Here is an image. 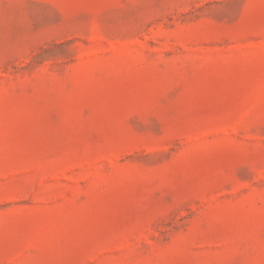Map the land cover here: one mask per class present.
I'll use <instances>...</instances> for the list:
<instances>
[{
	"label": "rangeland",
	"instance_id": "374dc122",
	"mask_svg": "<svg viewBox=\"0 0 264 264\" xmlns=\"http://www.w3.org/2000/svg\"><path fill=\"white\" fill-rule=\"evenodd\" d=\"M0 264H264V0H0Z\"/></svg>",
	"mask_w": 264,
	"mask_h": 264
}]
</instances>
